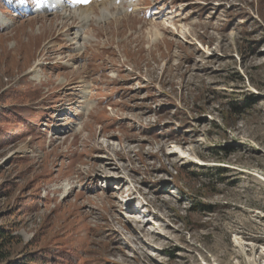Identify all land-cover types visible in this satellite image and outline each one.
<instances>
[{"label":"rangeland","instance_id":"obj_1","mask_svg":"<svg viewBox=\"0 0 264 264\" xmlns=\"http://www.w3.org/2000/svg\"><path fill=\"white\" fill-rule=\"evenodd\" d=\"M44 1L0 0L14 250L36 264H264V0H100L87 27L70 24L90 55Z\"/></svg>","mask_w":264,"mask_h":264},{"label":"bare ground","instance_id":"obj_2","mask_svg":"<svg viewBox=\"0 0 264 264\" xmlns=\"http://www.w3.org/2000/svg\"><path fill=\"white\" fill-rule=\"evenodd\" d=\"M71 2L66 6V10H68V11H64V12H62V13H60L59 14V17H60V20L62 21L61 23H62V26H61V28L59 29L58 28V31L59 30H61V29H63V28H67V30H65L64 32H63V35L64 36H66V39H67V41H70V44H73L74 45V49H76V48H81V47H85V49H89V55L91 54V52H94V50H92V47H90L88 44H86V41L87 40H90V39H92V37H91V35H87V34H85V33H77V31L76 32H74L73 33V37H70V34H71V29L74 27V26H72V25H70V24H72L73 23V21H80L82 24V29H84L85 27H87L86 25L90 22V20L93 18V19H95V17H94V15L92 16V17H90L89 18V12H87V8L85 7V6H87L86 4H85V2H82V1H86V0H70ZM21 5V4H20ZM132 5H135V4H132ZM131 5V6H132ZM74 6V9L72 10V7ZM46 8L48 9V6H46ZM100 12H101V16L102 17H107V13H108V11H107V9L106 8H102L101 10H100ZM120 12H123V8L121 7L120 8ZM104 15H106V16H104ZM108 15H110V13H108ZM1 17V16H0ZM110 17H111V15H110ZM72 21L71 23H68L67 21ZM68 26V27H67ZM73 41V42H72ZM80 54H82V52L81 53H78V52H76V54L74 55V56H78V55H80ZM64 57L62 56V57H60V58H58V59H61V62L60 61H58V62H60L63 66H68L69 65V63H63V61H62V59H63ZM66 62V61H65ZM28 64V63H27ZM27 64H25V65H27ZM24 65V66H25ZM88 65V64H87ZM86 66V65H85ZM85 66H80V67H74V69L72 70V71H80V72H82L83 71V68L85 67ZM34 68H38V72L39 71H41L40 70V66H39V63H36V65L34 66ZM31 69H32V67H31ZM31 72H34V71H31ZM38 72H34V73H36L37 75H38ZM38 77V76H37ZM26 82H29V83H31V81H24V83H26ZM44 83L45 84H48L49 83V81H44ZM70 84V82L68 81V82H65L64 83V85H69ZM75 86H77L76 84H74V82H72V85H70V86H68V89L69 90H72L73 88H75ZM80 93H81V96H80V98L81 99H83V103H85V108H84V111H82V112H86L87 110H88V112L86 113L87 115L92 111L91 110V108H89L90 106H91V104H90V102L88 101V99H87V93H85V94H87V95H85V96H83V93H84V91L83 90H81L80 91ZM70 95H73V93H68V94H66V95H64L63 97H65V96H70ZM59 98V100L58 101H61V104H63L62 102H64V98ZM85 97V98H84ZM76 99H73L71 102H73V101H75ZM58 107H63V105L61 106L60 104H59V106ZM63 110V109H62ZM57 111V110H56ZM61 111V110H60ZM80 114H81V112H79ZM66 117H57V119L56 120H64ZM82 123V122H81ZM80 123V124H81ZM75 124H79V123H76V122H74L73 123V128H72V130H74V131H80V130H82V127L83 126H76L75 127ZM79 129V130H78ZM21 152H26L27 151V149L26 148H23V149H21L20 150ZM20 152V153H21ZM65 187V186H64ZM40 213V212H39ZM262 219H263V221H264V215H262V217H261ZM260 259H264V249L262 250V251H260L259 252V256H258Z\"/></svg>","mask_w":264,"mask_h":264},{"label":"trees","instance_id":"obj_3","mask_svg":"<svg viewBox=\"0 0 264 264\" xmlns=\"http://www.w3.org/2000/svg\"><path fill=\"white\" fill-rule=\"evenodd\" d=\"M234 109L238 110L239 107H234ZM14 230L11 223L0 225V264H36V262L42 261V258L38 257V253L22 256L20 255L21 251L17 253L14 250V245L18 242Z\"/></svg>","mask_w":264,"mask_h":264}]
</instances>
